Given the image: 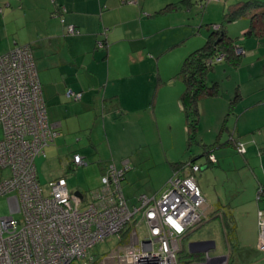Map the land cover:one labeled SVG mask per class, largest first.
Segmentation results:
<instances>
[{
	"label": "crops",
	"instance_id": "crops-1",
	"mask_svg": "<svg viewBox=\"0 0 264 264\" xmlns=\"http://www.w3.org/2000/svg\"><path fill=\"white\" fill-rule=\"evenodd\" d=\"M129 1L0 0V43H6L0 57L18 47H32L48 119L58 131L57 138L48 146L52 158L66 171L87 167L85 171L90 172L93 187L90 193L102 188L101 178L108 166L128 168L122 182L123 194L129 206L136 207L140 195L158 197L166 189L177 161L169 160L165 153L159 155L157 163L151 151L143 153L138 146L148 141V130L156 138H162L166 130L171 135L177 130L176 135L185 140L189 136L181 105L185 84L176 76L181 59L192 50L181 46L191 34L200 36L201 27L220 20L225 2L238 4L249 0H220L214 2L219 6L211 9L212 3L207 0H136L135 4ZM255 1L264 8V0ZM201 10L203 17L198 21ZM206 13H211L210 18L205 17ZM249 18H243L242 27ZM70 27L78 34H70ZM257 38L242 39L239 43L246 51L241 66L234 70L240 80L228 85L225 91L219 83V95L205 97L199 103L198 133H214L227 117L236 118L231 137L235 147L242 143L246 149L245 143H250L243 156L255 151L251 135L264 125V38ZM102 42L105 45L100 48ZM172 52L177 55L172 66L163 72L161 61ZM226 72L224 68H215L213 73L224 77ZM208 77L210 85L213 82ZM231 80L230 74L224 79ZM68 91L80 94L81 98L68 97ZM237 95L239 99L235 100ZM213 122L217 124L215 128ZM114 138H122L124 143L128 138L136 147L119 156L112 150ZM75 155L83 157V165L75 166ZM210 155L216 162L215 155ZM261 156L264 171V153ZM157 166L162 168L158 170ZM56 179L59 178L50 181ZM150 181H154V186L143 190L141 183ZM260 183L256 182V191L262 187ZM256 197L259 200L258 192ZM250 221L254 234L255 230L258 232V249V214L252 215ZM234 238L237 247L243 246L239 221Z\"/></svg>",
	"mask_w": 264,
	"mask_h": 264
},
{
	"label": "built area",
	"instance_id": "built-area-1",
	"mask_svg": "<svg viewBox=\"0 0 264 264\" xmlns=\"http://www.w3.org/2000/svg\"><path fill=\"white\" fill-rule=\"evenodd\" d=\"M68 32L78 34L74 27ZM104 45L99 43L100 48ZM235 54L246 53L238 47ZM222 60L219 56L213 62ZM67 95L81 98L72 91ZM0 126V171H10L0 178V197L11 195V216L0 217V264H228L227 259L210 256L211 245H196L188 259L179 258L184 239L207 216L196 165L187 164L184 173L174 171L161 195H140L136 207H130L123 194L128 168L108 166L102 188L90 193L85 211L81 210L85 198L70 193L64 178L50 181L46 188L41 185L35 160L45 155L58 131L48 119L30 45L0 57ZM237 151L245 154L244 144L238 143ZM209 159L215 162L214 156ZM73 161L81 166L84 159L75 155ZM263 193L260 188L259 200ZM258 218V250L264 253V211L258 212ZM135 223L145 225L146 236L140 237ZM112 237L119 244L111 254L102 258L90 254L98 243Z\"/></svg>",
	"mask_w": 264,
	"mask_h": 264
},
{
	"label": "rangeland",
	"instance_id": "rangeland-1",
	"mask_svg": "<svg viewBox=\"0 0 264 264\" xmlns=\"http://www.w3.org/2000/svg\"><path fill=\"white\" fill-rule=\"evenodd\" d=\"M211 3L212 4L209 5L210 9L219 6V4L214 2ZM225 4L226 9L223 12L222 8L220 20L212 21V24L221 25L223 23V32L226 34L227 41L231 40V43L239 44L242 39L257 38L255 35L250 37L245 36V33L250 28L249 20L246 22V26L242 27L241 23L243 22V18L238 19L236 22L225 19L226 13H228L231 6L236 3L230 4L225 2ZM203 13L204 10H201V13H199L200 17H196L198 21H200L203 17ZM210 15L211 13H206L205 17L207 18ZM213 25L201 27L200 31H202V33L200 36H198V33H193V35L191 34L190 39H188L181 46V49L188 47L192 51L181 59L179 71L181 70L187 56L196 50L203 48L207 44L209 35L213 32L212 30L215 27L214 26L212 28ZM243 28H246L245 31ZM196 37H200V39H197ZM260 37L264 38V35ZM1 44L2 43H0V50L3 49L2 47L6 43L3 46ZM177 51L179 50L177 49ZM176 55L177 52H172L166 58L162 59L161 64L163 72L172 66V62L174 61ZM238 67L239 65H228L225 62L218 64L216 69L224 68L227 72L224 77H221L223 74L216 75L213 72L210 73L208 75L210 83H220L223 91H225L228 85H232L235 81L240 80V78L237 79L236 77L238 72L234 71ZM241 73L243 74V82L246 84V74L244 70ZM228 74H230L232 80L224 81ZM174 81H177V79ZM171 85L170 87H172ZM229 114H232V110H229ZM227 118L226 121L222 122L221 125L218 126V131L216 130V132L210 134H199V124L195 140L192 142H189L188 137L185 140L181 138V136L179 137L178 133L176 135L177 130H174L172 135L166 130V133H163L162 138H156L155 135L153 136V133L151 134V132L146 129L148 130V134L150 133L148 141L145 145L138 147L142 148L143 153L151 151L157 163L160 161L159 155L162 154V156H164V154L167 153L169 160H177L175 164H184L194 161L195 164L201 168L200 171L195 172V178L206 199L205 210L207 216L204 223L198 228L190 231L184 239L183 252L180 253L179 256L182 261L188 259L190 244L212 242L214 243L215 248L210 251V256L213 258L223 256L228 257L229 264H264V253H261L257 249L256 245L258 232L255 230L254 234L250 221L252 215L256 214L257 216L259 208L264 210V193L261 195V201L257 200L256 197V193L258 192L256 191V182L258 183V181H261L260 184L264 187V171L261 161V154L264 153V125L261 126V131H254L251 135V137H254L251 144L255 146V151L249 152L243 156L237 152L234 141L231 139L236 118ZM215 124L216 122H213L214 128ZM2 138L3 130L0 126V140ZM128 141L129 140L127 138L125 142V149V143L122 138L112 139L113 152H116L120 156L123 152L126 151L127 154V151H131L136 147ZM249 144L250 143L248 142L245 143L246 149ZM144 146H146V148H144ZM50 148L51 147H47L45 150V157L41 155L35 160L41 185L46 188L51 179L63 176L62 178L66 180L70 193L74 194L77 191L83 193L85 197V205H82L81 210L85 211L86 203L90 200L89 193L93 188L90 176L88 175L90 172L87 173L85 171L87 167L76 168L74 171H66V168H62V166L52 158ZM108 151L110 154L109 148ZM209 154L215 155L217 159L215 163H211V161L209 162ZM161 168V166H157L156 169L160 170ZM9 174V170L0 171V178L1 176H3V178L8 177ZM141 184L143 190H145L150 188V186H154V181ZM163 191L157 195H161ZM10 196L11 195H5L0 197V217L11 216L8 203V198ZM216 214H219L222 219L224 217L230 219L233 216L236 227L237 222L239 221L240 234H242L244 241L243 246L237 247L235 239L233 241L234 246L232 248L229 246L224 234L222 219H220ZM14 216L16 218H20L21 214H16ZM134 226L138 228L141 238L147 235V230L143 223H139L137 225L135 223ZM118 244L119 242L117 237L109 238L104 242L98 243V245L90 251V254L95 256V258H102L105 255L111 254L116 249Z\"/></svg>",
	"mask_w": 264,
	"mask_h": 264
},
{
	"label": "trees",
	"instance_id": "trees-1",
	"mask_svg": "<svg viewBox=\"0 0 264 264\" xmlns=\"http://www.w3.org/2000/svg\"><path fill=\"white\" fill-rule=\"evenodd\" d=\"M262 8L263 4L255 0L241 2L230 8L225 15V19L235 22L249 15L250 28L245 33V36L250 37L255 35L260 38V36L264 35V8ZM167 10L168 8L163 11ZM218 27L217 30H212L213 32L209 35L208 42L203 48L196 50L185 59L177 75V78L181 79L185 84V91L181 97V105L185 113L189 142L195 140L198 131L200 100L205 97H215L219 95V83L214 82L210 85L207 84V76L211 72H214L216 66L220 64L213 61L217 57L223 56L221 63L225 62L230 65L238 66L242 58V56L235 54V49L243 47L240 44L231 43V40L227 41L226 34L223 32V23ZM238 99L239 96L237 95L235 100ZM187 164L190 163L175 164L173 169L184 173L185 171L183 169H185ZM261 188L264 190L263 186ZM216 215L222 219L219 214ZM222 223L227 243L232 248L234 246L233 241L235 239L234 233L236 228L233 216L230 219L224 217ZM198 257L199 256L196 258Z\"/></svg>",
	"mask_w": 264,
	"mask_h": 264
},
{
	"label": "water",
	"instance_id": "water-1",
	"mask_svg": "<svg viewBox=\"0 0 264 264\" xmlns=\"http://www.w3.org/2000/svg\"><path fill=\"white\" fill-rule=\"evenodd\" d=\"M190 164H191V165H196L194 161L190 162ZM196 166H197V165H196ZM74 194H75L76 196L80 197V198L83 196L82 193H81L80 191H77V192H75ZM196 245H211V246H212L211 249L215 248V245H214V243H212V242H209V243H208V242H207V243H193V244H190V251H191L192 247H194V246H196ZM220 258H223V259H227V260H228V257H225V256L220 257Z\"/></svg>",
	"mask_w": 264,
	"mask_h": 264
},
{
	"label": "clouds",
	"instance_id": "clouds-1",
	"mask_svg": "<svg viewBox=\"0 0 264 264\" xmlns=\"http://www.w3.org/2000/svg\"><path fill=\"white\" fill-rule=\"evenodd\" d=\"M244 56V55H243ZM210 156H212V155H210ZM210 156H209V158H210ZM201 169V168H200ZM212 250V249H211ZM228 264H229V259H228Z\"/></svg>",
	"mask_w": 264,
	"mask_h": 264
}]
</instances>
